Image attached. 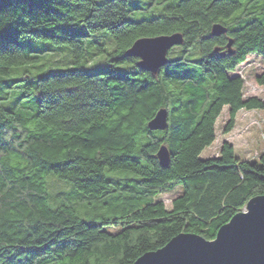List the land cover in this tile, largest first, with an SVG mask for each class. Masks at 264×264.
I'll return each instance as SVG.
<instances>
[{"label": "trees", "instance_id": "16d2710c", "mask_svg": "<svg viewBox=\"0 0 264 264\" xmlns=\"http://www.w3.org/2000/svg\"><path fill=\"white\" fill-rule=\"evenodd\" d=\"M141 1L0 0V264H133L184 232L216 239L264 195V153L240 159L225 141L201 157L225 107L226 133L242 109L264 110L233 75L251 54L264 60V0ZM215 24L227 33L211 36ZM174 33L182 53L157 75L126 56L137 39ZM100 37L116 49L87 70ZM229 38L223 58L214 48ZM47 43L73 57L54 60ZM163 108L168 129L151 131ZM176 187L168 208L158 198Z\"/></svg>", "mask_w": 264, "mask_h": 264}, {"label": "water", "instance_id": "95a60500", "mask_svg": "<svg viewBox=\"0 0 264 264\" xmlns=\"http://www.w3.org/2000/svg\"><path fill=\"white\" fill-rule=\"evenodd\" d=\"M227 31L223 24H215L211 36H221ZM183 43L181 33L141 38L125 53L139 59L137 65L142 70L157 75L170 62L168 50ZM233 44L230 39L227 47L230 54L235 52ZM219 48H214L215 53ZM168 124L169 113L163 108L147 126L151 131H165ZM157 158L161 166L170 165L168 146L158 149ZM217 234L216 239L208 240L205 236L181 233L168 245L145 253L133 264H264V195L252 198Z\"/></svg>", "mask_w": 264, "mask_h": 264}, {"label": "rangeland", "instance_id": "374dc122", "mask_svg": "<svg viewBox=\"0 0 264 264\" xmlns=\"http://www.w3.org/2000/svg\"><path fill=\"white\" fill-rule=\"evenodd\" d=\"M147 1L150 0H142L141 3L145 4ZM112 39L113 38L111 37L110 41L107 40V42H111V44H108L104 37H100L96 43L87 46V56L89 58V62L86 65L87 70H93V68L107 63L110 52L116 49L115 41ZM182 45L175 46L171 50H168V58H177L179 54L182 53ZM40 47L55 50L56 52L52 54L54 60L56 58L57 60H62L61 56L64 51L69 52L73 57V47L71 44H68L67 46L63 44L47 43ZM69 53H66L65 59H63L64 62L72 60ZM200 56L201 53L196 49H193L190 58L198 59ZM58 57L60 58L58 59ZM245 60L244 63L239 65L237 71H235V73L233 72V75L244 79L245 88L243 97L245 99L258 97L264 102V86H261L257 82V77L264 71V60L262 57H258L257 54H251ZM119 67L124 68L125 66L123 65ZM69 68L70 67L55 68V70ZM92 73H94V71H92ZM229 109V107H225L224 110H222L223 112L216 122L217 139L212 146L206 147L201 157L206 158L219 155L221 150L220 147H222L224 142L227 141L235 147L237 156L240 159L251 160L259 158L264 153V110L242 109L237 114L236 122H234L235 126L232 131L226 133L225 128L228 124L227 122L230 120ZM50 185L54 193H62L69 191L70 189L67 184L62 183L55 178H50ZM180 194V187H176L171 191L165 192L158 199L165 202L168 208H171L173 200H175Z\"/></svg>", "mask_w": 264, "mask_h": 264}, {"label": "flooded vegetation", "instance_id": "af4514ba", "mask_svg": "<svg viewBox=\"0 0 264 264\" xmlns=\"http://www.w3.org/2000/svg\"><path fill=\"white\" fill-rule=\"evenodd\" d=\"M230 39H232V38H229V41H230ZM229 41H228V43H229ZM228 43H227V45L224 47V46H222L221 48H219L220 49V51L218 52V53H216V54H221V56L224 58V57H226V55L227 54H229V55H233V54H235V53H233V54H230L229 53V51H228V49H227V47H228ZM224 53V54H223Z\"/></svg>", "mask_w": 264, "mask_h": 264}, {"label": "built area", "instance_id": "2783aa9c", "mask_svg": "<svg viewBox=\"0 0 264 264\" xmlns=\"http://www.w3.org/2000/svg\"><path fill=\"white\" fill-rule=\"evenodd\" d=\"M237 73V72H236ZM237 74H239V73H237Z\"/></svg>", "mask_w": 264, "mask_h": 264}, {"label": "snow or ice", "instance_id": "6c2138e0", "mask_svg": "<svg viewBox=\"0 0 264 264\" xmlns=\"http://www.w3.org/2000/svg\"><path fill=\"white\" fill-rule=\"evenodd\" d=\"M253 211H254V209H253Z\"/></svg>", "mask_w": 264, "mask_h": 264}]
</instances>
